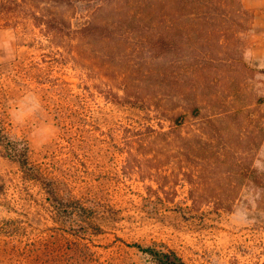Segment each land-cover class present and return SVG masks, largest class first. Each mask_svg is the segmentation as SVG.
I'll return each instance as SVG.
<instances>
[{
  "label": "rangeland",
  "instance_id": "374dc122",
  "mask_svg": "<svg viewBox=\"0 0 264 264\" xmlns=\"http://www.w3.org/2000/svg\"><path fill=\"white\" fill-rule=\"evenodd\" d=\"M24 1L17 26L0 21V119L13 136L29 142L32 159L58 179L62 194L81 198L95 211L89 218L83 213L59 217L47 199L43 180L25 178L0 146V224L15 220L22 228L18 237L0 235V264H28L25 250L55 232L67 248L80 244L85 264H149L127 245L132 242L166 244L189 264H230L234 259L254 264L264 260L261 191L246 183L237 188L238 178L225 175L230 164L221 162L218 168L205 172L210 183L207 192L219 199L224 190L229 203L236 196L231 210L212 204L191 211L188 185L182 181L173 202L150 197L143 182L122 174L124 156L118 130L121 125L157 126L159 119L154 111L113 103L99 91L106 81L118 89L123 80H134L132 89L154 88L158 96L168 98V102L162 100L168 108L185 105V99L196 96L207 112L244 106L255 109L263 123L264 104L256 106L264 99V0H242L253 18L250 28L238 33L244 57L257 68V74L249 77L245 73L239 81L227 67L204 71L200 66L186 67L182 59L174 63L167 60L166 79L171 81L167 85L154 83L155 72L164 66L149 61V54L140 45L142 31L135 33L124 24L128 33L118 44L89 43L78 32L99 6L103 7L97 13L101 20L126 13L136 15V23L142 26L153 25L155 11L148 0ZM34 10L44 18L56 14L70 27L64 28L62 37L52 36L34 24ZM161 12L173 27L180 26L178 12L170 7ZM216 76L219 81L212 82ZM32 98L39 108L28 113ZM10 109L24 113L22 124L12 122ZM230 129L234 130L233 139L238 138L240 130L235 123ZM255 140L259 141V136ZM241 147L239 142L237 148ZM246 152L264 170V138L258 148ZM219 155L225 158L232 153Z\"/></svg>",
  "mask_w": 264,
  "mask_h": 264
},
{
  "label": "trees",
  "instance_id": "16d2710c",
  "mask_svg": "<svg viewBox=\"0 0 264 264\" xmlns=\"http://www.w3.org/2000/svg\"><path fill=\"white\" fill-rule=\"evenodd\" d=\"M23 2L25 1L0 0V21L6 26H17V16ZM147 2L155 11L153 25L142 26L136 23V15L130 16L126 13L110 21H103L97 17V13L103 9L99 6L79 29L80 37L88 39L89 43L118 44L125 38V33H128L125 32L128 27L125 28L124 24L135 33L141 34L142 31L143 42L140 41V45L145 49L144 53L149 54V61L164 66L163 70L155 72V84H170L171 81L167 82L166 79L167 60L174 63L182 59L186 67L200 66L204 71L217 72L222 67H227V72H235L239 81L245 73H249V77L257 74V68L245 59L244 46L238 36L239 31L250 28L253 18V13L243 5L242 0ZM163 7H170L175 13H179V27H173L172 21L169 22L165 18V14L161 12ZM39 12L34 10L31 13L34 24L52 36L62 37L64 28L70 27L64 18L56 14L44 18ZM211 38L214 39L213 42H209ZM57 47L60 45L57 44ZM152 76L149 74V77ZM218 81V76L212 79V82ZM133 82L134 80L127 82L125 79L123 84L115 89L106 81L103 82L104 86L99 88L100 93L109 101L154 111L159 119L157 126L121 125L119 128L120 151L124 156L122 174L125 178H137L145 184L150 197L168 202L175 200L177 187L182 181L188 185L191 211L197 212L204 205L212 204L217 209L231 210L236 196L229 203L224 197V190L218 194L219 199L211 198L207 192L210 183L205 172L213 171L221 162H225L230 164L229 170H225V175L238 178L237 188L245 183L250 184L264 195V170L259 168L255 158L246 152L258 148L264 138V120L263 123L260 121L261 118L255 109L247 110L240 106L218 113L207 112L196 96H193V100L185 99V105L171 109L166 106V96H158V92L153 91L154 88L145 91L132 89L130 86ZM170 100L172 101V98ZM257 102L256 108L264 104V99L260 98ZM164 123H167V126ZM233 123L240 130L238 138L234 139V130L230 129ZM244 125L246 126L243 127ZM256 136H259V141L255 140ZM239 142L242 143L240 149L237 148ZM0 146L4 154L18 164L25 178L43 180L47 199L59 217L66 219L83 213L89 218L93 215V206L85 204L77 196L62 194L58 179L46 174L41 165L32 159L29 142L13 136L1 119ZM219 152H231L232 156L222 158ZM2 189L3 184L0 183V191ZM15 222L7 220L1 223L0 235L7 233L11 237L20 236L22 228ZM9 226L11 230L7 232L6 228ZM70 229L73 230V226ZM127 245L140 252L149 264H189L176 250L163 243L132 242ZM75 246L77 247L64 246L59 234L55 232L39 244L27 248L25 252L30 261L28 264H85V257L83 259V253L79 250L80 244L75 243ZM230 264L253 263L234 259ZM254 264H264V260Z\"/></svg>",
  "mask_w": 264,
  "mask_h": 264
},
{
  "label": "clouds",
  "instance_id": "9594fccd",
  "mask_svg": "<svg viewBox=\"0 0 264 264\" xmlns=\"http://www.w3.org/2000/svg\"><path fill=\"white\" fill-rule=\"evenodd\" d=\"M39 108L38 102L35 100V98H32L30 107L27 109L28 113L35 112ZM9 116L12 119V122L16 125H20L24 121V113L20 112L19 110L10 109Z\"/></svg>",
  "mask_w": 264,
  "mask_h": 264
}]
</instances>
